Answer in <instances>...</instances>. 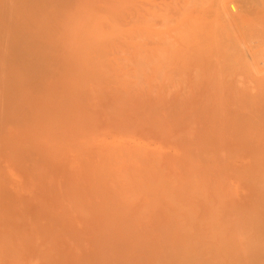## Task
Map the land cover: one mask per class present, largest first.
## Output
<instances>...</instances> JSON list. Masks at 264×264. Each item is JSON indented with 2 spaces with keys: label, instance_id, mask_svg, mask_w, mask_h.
I'll return each mask as SVG.
<instances>
[{
  "label": "bare ground",
  "instance_id": "6f19581e",
  "mask_svg": "<svg viewBox=\"0 0 264 264\" xmlns=\"http://www.w3.org/2000/svg\"><path fill=\"white\" fill-rule=\"evenodd\" d=\"M0 264H264V0H0Z\"/></svg>",
  "mask_w": 264,
  "mask_h": 264
}]
</instances>
